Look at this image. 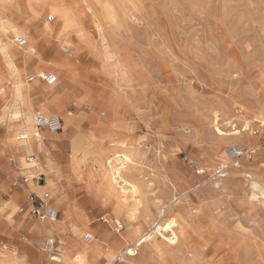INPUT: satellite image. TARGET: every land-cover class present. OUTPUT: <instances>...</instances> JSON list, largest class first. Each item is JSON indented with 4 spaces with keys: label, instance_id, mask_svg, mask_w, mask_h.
<instances>
[{
    "label": "rangeland",
    "instance_id": "1",
    "mask_svg": "<svg viewBox=\"0 0 264 264\" xmlns=\"http://www.w3.org/2000/svg\"><path fill=\"white\" fill-rule=\"evenodd\" d=\"M66 1L79 10L80 28L87 38L80 41L74 36L73 48L61 39L60 19L48 8L33 17L26 9V0H11L10 7L0 4V24L24 30L37 48L32 62H25V47L17 43L24 36L17 34L8 39L17 51L16 65L22 80L31 89L30 106L44 111L47 101L54 100L51 106L57 116H76L85 132L97 134L104 143V152L113 164L115 153L141 149L138 153L134 148L136 157L126 174L141 181L144 195L149 198H160L168 205L172 190H177V200L171 203L165 221L181 218L179 243L167 249L162 264H264V133L260 131L264 121V0H102L112 7L113 17L110 15L108 20L100 12L93 17L85 7L78 6L80 0ZM49 17L55 20L50 22ZM48 25L53 26L52 31ZM99 27L107 38L104 47L98 43ZM29 30L35 32L33 37ZM42 36L47 39L43 41ZM66 48L72 51L65 53ZM60 59L70 61L69 90L64 76L54 69ZM39 64L46 69L44 75L58 73L59 82H29L30 76L38 75ZM0 73V78L6 79L8 72L1 52ZM3 89L6 98L11 99V86ZM4 109L0 96V184L8 178L5 159L23 157L8 146L10 138L23 133L18 128L12 136L7 132ZM258 112L262 113L261 119ZM233 125L248 131L245 147L258 148L249 157L239 159L237 171L224 170L228 164L226 151L241 143L224 144L216 132L217 128L231 132ZM68 132L47 134L46 154L34 150L39 166H44L48 158L55 173L66 166L70 184L65 187L64 176L58 179L62 182H56V175H43L38 167L44 178L39 185L47 187L40 195L49 193L52 207L60 211L61 220H66L68 203L62 198L71 191L69 204L83 212L87 226H80L81 231L74 236L63 235L62 239L87 245L84 238L91 233L100 243L99 233L103 231L110 240L101 242L103 252L117 257L132 241L122 239L115 248L111 244L113 236L102 230L114 233L117 221L107 203L108 183L89 174V163H81L76 171L69 166L72 152ZM78 158L81 160L82 155ZM200 169L206 173L199 174ZM16 180H20L19 175L11 178L10 191L0 196V253L25 264H48L43 248L50 235L38 234L42 223L30 214L27 195L18 204L13 203L11 196L21 189L14 186ZM52 182L58 185L57 190L48 189ZM207 184L212 185L208 190ZM143 212L134 223L146 233L158 221L152 224L151 217ZM102 217L109 219L110 225L103 224ZM123 224L124 231L114 233L118 238L125 237L130 228L126 222ZM57 245L59 248V241ZM122 262L116 258L110 263L105 256L101 258V264H129ZM133 263L147 264L144 249Z\"/></svg>",
    "mask_w": 264,
    "mask_h": 264
},
{
    "label": "bare ground",
    "instance_id": "2",
    "mask_svg": "<svg viewBox=\"0 0 264 264\" xmlns=\"http://www.w3.org/2000/svg\"><path fill=\"white\" fill-rule=\"evenodd\" d=\"M80 2L78 3V6L82 7V8L85 7L86 10L89 11L93 15V17H96V14L98 12H100L101 14H103V16L107 20L110 18V15L112 13V7L110 6V4H108L102 0H99V2H97L95 0H80ZM0 4L7 6V7H10L11 0H0ZM18 7H20V6H18ZM46 8H48L50 10L52 15H55V17H58L60 19V22H61L60 37L63 41H65L66 44L70 45L73 48V46L71 44V40L74 36H76L80 41L87 40L84 32L80 28L81 15H80V12L77 9V7L69 6L66 0H26V9L28 10L29 14L33 17L34 16L36 17L38 14L42 13V11L45 10ZM47 29L49 31H52L53 26L48 25ZM17 34H21L22 36H24L22 38H25V39L27 38L26 39L27 44H26L25 49H24L25 54L23 55L24 58L27 60L25 62L31 63L32 59H33V55L37 53V48L34 46V44L32 42V38H30L27 33H24V30H17V29L15 30L9 26H5V24L4 25L0 24V35H1V37L4 38V40L2 42L0 41V52L4 56V63L6 64V68H7V72H8L6 79L3 80V78H0V87H1V85L3 87L6 85H10L11 90H12V98L7 99L6 98L7 96L3 94L5 89H3V87L0 89V96L5 103V109H4L3 117L6 119L5 121L8 122L7 127H6V130L8 133H10V132L12 133L13 130L16 129L17 127H21L23 130H25L27 132L31 131L33 128L32 119H31L33 108L30 106V104L28 102V95H29L31 89H28L25 86V84L22 80L21 71L17 68V65H16V60L18 58L17 51L12 46L11 42H8L9 41L8 39H10V37L12 35H17ZM98 36H99L98 43L100 44V46L104 47L106 44L107 38H105V34H104V32H102L100 27L98 28ZM88 42L90 43L91 46L94 45V43L92 42L91 39H89ZM68 51L71 52L72 50H68ZM30 54H32V55H30ZM106 55H107V53H106ZM106 55H105V57H106L105 59H107ZM41 66H43V64H39V66L37 67L38 68L37 74L39 76L44 75L46 72V69H43ZM39 67H41V68H39ZM57 67L58 68H56V66H55L54 69H57L64 76L65 81H66L65 82L66 88H68V90L71 89L72 87H71L70 78H72V73L70 70V61L67 59H60V63L57 65ZM55 76H57L59 78L58 73H55ZM4 81H6L7 83H3ZM47 102H48V104L43 106L44 111H41V113H43L45 116H50L52 114L58 115V112L53 109V106H51V104H53L54 100L49 99ZM257 117L261 119L262 113L258 112ZM61 118L64 122L63 131L67 130V129L69 130V132L66 134L67 137L70 139V147H71V152H72L71 153L72 156H71L69 166L73 170L75 169L74 171H76L77 167L81 163H89L88 164L89 174L93 178H96V179L103 178L106 180V182L108 183V188L106 191L107 203H109L111 205L110 207L113 211V215L117 219V222H122V223L126 222L127 224L130 225L129 226L130 228H129L128 232L126 233L125 238H127L128 240H131L132 243H130L128 246H126L125 250L121 253V255L115 257L112 253L105 255V253L102 250H101L102 252L99 250L101 247V244H100L101 242L110 241L108 236L106 235V233L103 231L99 233L101 236V240H102V241L100 240V243L96 242L94 235H92L91 233L87 234V235H90L92 238L90 242L84 241L85 243H87V245H83L81 243H75L74 241H71V242L64 241L62 239L63 235L58 234L59 243H60V245H62V250L68 255V257L70 259H63L60 256L55 255L54 256L55 261H57V263H61V264H101V258L105 256L106 259L110 263H113V261L116 258H118V259L122 260L123 262H127L129 264H134L133 260H134V258H136L138 256V253L142 248V249H144V254L146 256L147 264H154V263L156 264V262H157V264H162L164 259L161 257L167 253V249L175 248L179 243V235L177 232L180 231V229H181L180 228L178 230L179 222H180L179 220L181 218L179 220L175 219V218H171V219L169 218V220L165 221V218H166L167 214L169 213L172 204L177 200V193H176L177 190L176 189L172 190L173 191V197L171 198V196H170L171 202L168 205L160 202V200H161L160 198L152 199L153 197L149 198V196L144 195L145 190H143L141 181H139L137 178L129 177V175L126 174L127 167H130L133 164L134 158L136 157V151L134 150L135 147L133 149H126L122 153H115L114 154L115 155L114 156L115 162L113 164V162L109 159V157L107 158V153L104 152V143H102L100 141L97 134L85 132V130L83 129V126H81L82 124L80 122H78V118L76 116H74L72 113H69L67 116H62ZM91 120L92 119H90L88 121V123H91L90 122ZM261 123L264 124V121L262 120ZM232 127H233L232 131L228 132V133H225V132L221 131L220 128H217L216 132H218L217 134L220 135V141L224 144L225 143L234 144V143L240 142L241 145H237V146L242 147L243 151H245L243 158L249 157L251 153L256 152L258 148L245 147L248 145L246 144L244 137H246V134H248V131L244 128L242 130H238L234 125ZM260 131L263 134L264 133V127H263V129L260 127ZM18 143H17V138L14 139L12 137L9 139L8 146H9V148L14 147V148H16V150H19L21 148H26L27 151H29V152L30 151L34 152V150H36L38 152V154H40V152H45V154L47 153V150H46L47 145L43 141H39V142L25 141L21 144H18ZM124 143L125 142L123 141V144ZM130 145H131V143H130ZM134 146H136V145H134ZM119 148H122V147H117V149H119ZM135 149H137V148H135ZM140 151H141V149H139V152ZM137 152H138V149H137ZM10 153H11V151H10ZM79 155H82L81 160H79V158H78ZM226 155H227V151H226ZM243 158H241V159H243ZM47 160L48 161L46 162V164L44 166L42 164H41L42 166L41 165L39 166V164H38V167L41 168L40 171L42 170V172H44V174H48L50 176L56 175V179L54 178V180H56V182H60L61 180H58V179H61L62 176H64L66 178L65 182H62V181L61 182L65 185V187L69 186L70 185V184H68L69 180H68L67 176L65 175L67 172V170H66L67 167L66 166L62 167L60 172L55 173L54 168L52 167V164H51L49 158ZM238 161H240V160H238V159L233 160L229 156H227V162L226 163H228V164H226L225 166L228 167V169L230 168L231 170H233V169L236 170L240 167V163H238ZM21 162L23 163V165L26 169H29L32 167V166L31 167L27 166L28 164H25L24 158H21ZM222 165H224V164H222ZM225 166H224V168H225ZM228 171H230V170H228ZM205 173H206L205 170L200 169L199 174L203 175ZM218 173H219V171L217 172V174ZM224 177H226V176L224 175ZM237 179H239V178H237ZM183 180H185V179H183ZM231 181H233V178L231 179ZM244 183H246V181H244ZM207 185L205 186L206 190H208L210 188V186H212L210 184H207ZM57 186H58L57 184H53V182H52L50 184V187H48V189L51 188L50 190H55V189L57 190ZM246 186H248V185H246ZM262 186H264V184ZM254 187H256L255 184H254ZM246 188H248V187H246ZM244 189H245V187H244ZM45 191H47V188H45ZM221 191H223V190H221ZM203 192L205 193V191H203ZM218 192H220V191H218ZM213 193H214V190H213ZM71 195H72V193L70 191V195H68V197L63 196V198H62L63 203H65V204L68 203L67 205H65L66 208H65V213H64L65 216L67 217L66 221L64 222L63 220L57 219L56 222H43L41 225V233L42 234H44V235L56 234V233H59L60 230L65 228L68 231V233H70L72 236H74L77 232L81 231L80 228H82V227H80V226H83V227L87 226V219L84 216V214H82L83 212L82 211L79 212L77 208H75L73 205L69 204L70 203L69 198ZM224 195H225V193H224ZM209 196H211V195H209ZM213 196H215V195H213ZM220 197H221V195H220ZM262 197H263V195H262ZM218 199L216 201H218ZM162 201H163V198H162ZM165 203H167V202L165 201ZM96 208L98 210H100V208L98 206ZM143 210L145 211V217L146 216L149 218L151 217L150 222L152 221L151 222L152 224L154 222L158 221L157 223L154 224L153 228L149 227L151 229H149V231H147L146 233H143L144 231H142L140 228H138V226H136V224L134 223L136 220V216L140 215L139 213L140 212L142 213ZM248 210H250V209H248ZM262 211H263V208H262ZM137 219H138V217H137ZM140 219H141V217H140ZM142 220H144V219H142ZM137 223L142 224L140 222H137ZM139 226H142V225H139ZM143 227L144 226H142V228ZM84 229L85 228H83V230ZM212 230H213V228H212ZM111 244L116 245V241L114 238H113ZM226 248H227V246H226ZM220 250H223V249L220 248ZM226 256H228V255H226ZM215 259H216V257H215ZM18 260L15 258L8 260V259L4 258L2 253H0V264H24V263L18 262ZM226 260H227V258H226Z\"/></svg>",
    "mask_w": 264,
    "mask_h": 264
},
{
    "label": "crops",
    "instance_id": "3",
    "mask_svg": "<svg viewBox=\"0 0 264 264\" xmlns=\"http://www.w3.org/2000/svg\"><path fill=\"white\" fill-rule=\"evenodd\" d=\"M55 20V17H49V21L50 22H53L54 20ZM42 28H44V27H42ZM42 28H39V29H42ZM29 32H30V34H31V36L33 37V35L35 34V32H34V34L29 30ZM51 38H53V37H51ZM55 38V37H54ZM47 38H45L44 36H42V40L43 41H45ZM50 40V39H49ZM48 40V41H49ZM48 41H46V44L48 43ZM74 43V42H73ZM75 44V43H74ZM26 46V45H25ZM25 46H23V47H25ZM20 47H22V46H20ZM66 51H68V49L66 48L65 49V53H69V51L68 52H66ZM31 77V76H30ZM29 77V78H30ZM57 77V76H56ZM29 78H28V81L29 82H34V81H36V80H34V81H30L29 80ZM38 80H41V79H38ZM41 81H43V80H41ZM44 82V81H43ZM59 82V78L57 77V83ZM46 83V82H45ZM56 83V84H57ZM47 84V83H46ZM48 85V84H47ZM41 111V109L39 108V110H37V111H35V109H33L32 110V116H31V119H32V125H33V128H32V130L31 131H29V132H27V131H25V130H23L21 127H17L18 129L17 130H19V131H21L22 133H23V135H19L18 137H17V143L18 144H21V143H23V142H25V141H33V142H39V141H43V142H45L46 143V140H48L47 139V137L48 138H50L49 137V135H53V134H50L48 131H46V130H44V129H38L36 126H35V123H34V121H35V118H36V116L38 115V114H43V113H41L40 112ZM44 115V114H43ZM53 115V114H52ZM61 118V117H60ZM61 120H62V118H61ZM62 122H63V120H62ZM63 124H64V122H63ZM15 131V129L13 130V132ZM12 132V133H13ZM12 133H11V136H12ZM47 134H49V135H47ZM59 135V134H58ZM20 136H26L27 138L25 139V140H22V141H19L18 140V138L20 137ZM14 148V147H13ZM15 149V151L17 152L16 154L18 155V154H21V155H23V157L22 156H16V155H13L12 157V159H5V164H4V166H5V169H6V171H7V173H8V178L7 179H5L4 180V182L2 183V184H0V196H2L5 192H8V191H10V189H11V186H10V182H11V178H13L14 176H16V175H19L20 176V180H16V182H14V186L16 187H20L21 189H20V191H18V192H15L11 197H12V201H13V203L16 205V204H18L19 202H21L22 200H23V196H25V195H27V201H26V203L28 204V199H29V197L30 196H35L37 199H43V197L47 194V195H49V193H44V194H42V195H40L43 191L45 192V188H47L45 185L44 186H40L39 185V183H36V181H35V178L39 175V171H38V164H36L37 165V167H35V165H32V164H30V163H28V161H27V159L30 157V156H35V153L34 152H32V151H27V149L26 148H21V149H19V150H16V148H14ZM21 158H24V161H25V164H28L27 166H32L31 168H29V169H26L25 167H24V165H23V163L21 162ZM4 163V162H3ZM15 167V168H14ZM29 170V171H28ZM1 173H2V171H1V169H0V176H1ZM38 174V175H37ZM43 175H44V173H42ZM35 175H37V176H35ZM25 180H27V183H24L25 182ZM35 183H36V185H35ZM18 196V198L17 199H13L14 198V196ZM48 204L52 207L53 205H52V199L50 198V196H49V199H48ZM29 206V205H28ZM54 208V207H53ZM58 213H59V218H58V220H61V213H60V211H58ZM103 219H107L106 217H102L101 219H100V221L103 223V224H109L110 222H109V219H107V223H104L102 220ZM64 222L66 221V220H63ZM43 222H49V221H41V223H43ZM54 222H56V221H54ZM115 223V222H114ZM122 223V222H121ZM90 225V224H89ZM110 225V224H109ZM115 225H113V227H114ZM97 228V227H96ZM102 228V230H104V231H108L112 236H113V238L115 239V241H116V246H115V248H117L119 245H120V243H121V240L123 239L124 241H127V239L125 238V237H123V236H120V238H118L116 235H120V234H118L117 232H116V229H115V234L113 233V232H110V230L109 229H105V228H103V227H101ZM92 229H94V228H91L90 230H92ZM37 232H38V234H41V235H44V234H42L41 233V225L37 228ZM81 233V232H80ZM58 234H61V235H68L69 233H68V231L65 229V228H63L62 230H60L59 231V233H56V234H51L50 235V237H48V239L49 238H54L55 239V241H56V245H55V250H54V255L53 256H55V255H57V256H60L61 258H63V259H70L69 257H68V255L62 250V245H60V243H59V248H58V241H59V237H58ZM57 239H58V241H57ZM101 244V243H100ZM72 248V247H71ZM100 251L102 250V248L100 247V249H99ZM103 251V250H102ZM101 251V252H102ZM48 258V264H49V260H50V256L49 255H46ZM22 258L23 257H20V261L22 260ZM25 264V263H24Z\"/></svg>",
    "mask_w": 264,
    "mask_h": 264
},
{
    "label": "built area",
    "instance_id": "4",
    "mask_svg": "<svg viewBox=\"0 0 264 264\" xmlns=\"http://www.w3.org/2000/svg\"><path fill=\"white\" fill-rule=\"evenodd\" d=\"M17 43L19 46L23 47L27 44V40L21 37L17 40ZM37 79L43 80L48 85H55L57 83V77L54 74H46L44 76L32 75L29 78L30 81H34ZM34 123L38 129H44L53 135L59 134L63 130V122L60 119V117L57 115L45 116L43 114H38L35 118ZM260 127L263 128L264 124L261 123ZM254 134H257V132ZM26 138H27L26 136H20L18 140L22 141V140H25ZM244 152L245 151H243L242 147H239V146H231L227 149V155L233 160L234 159L239 160L243 158ZM27 161L28 163L32 165H36L38 163V159L35 156H30L27 159ZM227 169L228 167L224 168V170H227ZM35 181L37 183H41L42 181H44L43 175L42 174L38 175L35 178ZM24 183H27V180H25ZM48 199H49V195L47 194L43 197V199H37L35 196H30L28 199L30 214L36 217L37 219H39L40 221L54 222L59 218V213L56 209H54L48 204ZM102 221L104 223L108 222L107 219H103ZM114 225H115L116 232L118 234L124 231L125 227L123 223L116 221ZM91 239L92 238L90 235H86L84 238V241L90 242ZM55 245H56V241L54 238L47 239V241L44 244L43 251L47 255L50 256L49 264H57V261H55V258L53 256Z\"/></svg>",
    "mask_w": 264,
    "mask_h": 264
}]
</instances>
